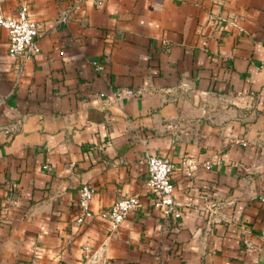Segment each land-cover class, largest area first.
Segmentation results:
<instances>
[{"label": "crops", "instance_id": "obj_1", "mask_svg": "<svg viewBox=\"0 0 264 264\" xmlns=\"http://www.w3.org/2000/svg\"><path fill=\"white\" fill-rule=\"evenodd\" d=\"M22 7L35 55L9 58L0 28V264H264V0H0V15ZM148 155L174 166L176 220L144 186ZM132 195L110 232L101 214Z\"/></svg>", "mask_w": 264, "mask_h": 264}, {"label": "built area", "instance_id": "obj_2", "mask_svg": "<svg viewBox=\"0 0 264 264\" xmlns=\"http://www.w3.org/2000/svg\"><path fill=\"white\" fill-rule=\"evenodd\" d=\"M64 21V17L60 19ZM0 28L5 29L8 36L7 55L22 64L26 58L35 55L38 36L36 22L27 14L25 8H20L15 19H5L0 15ZM130 95V91L126 93ZM146 180L144 186L154 195V206L166 217L176 220L181 215V204L173 198V185L170 175L174 166L164 157L148 155L145 158ZM92 190L86 184L80 185L77 191V215L75 222L83 223L91 217L89 203ZM139 204L136 195L124 196L116 200L101 217L108 219L109 231L115 232L126 215L135 210Z\"/></svg>", "mask_w": 264, "mask_h": 264}]
</instances>
